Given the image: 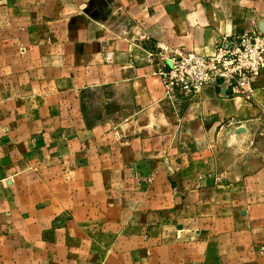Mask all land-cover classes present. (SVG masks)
<instances>
[{
    "label": "crops",
    "instance_id": "crops-1",
    "mask_svg": "<svg viewBox=\"0 0 264 264\" xmlns=\"http://www.w3.org/2000/svg\"><path fill=\"white\" fill-rule=\"evenodd\" d=\"M264 33V0H0V264H264V73L179 117L161 48Z\"/></svg>",
    "mask_w": 264,
    "mask_h": 264
},
{
    "label": "built area",
    "instance_id": "built-area-1",
    "mask_svg": "<svg viewBox=\"0 0 264 264\" xmlns=\"http://www.w3.org/2000/svg\"><path fill=\"white\" fill-rule=\"evenodd\" d=\"M161 49L165 58L159 75L176 117L184 101L200 98L208 86L219 82L231 97L255 100V84L264 73V33L223 38L209 56Z\"/></svg>",
    "mask_w": 264,
    "mask_h": 264
}]
</instances>
